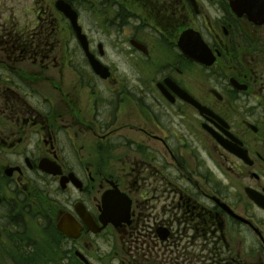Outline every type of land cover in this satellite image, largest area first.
Segmentation results:
<instances>
[{
    "label": "flooded vegetation",
    "instance_id": "af4514ba",
    "mask_svg": "<svg viewBox=\"0 0 264 264\" xmlns=\"http://www.w3.org/2000/svg\"><path fill=\"white\" fill-rule=\"evenodd\" d=\"M196 5L0 9V264H264V23Z\"/></svg>",
    "mask_w": 264,
    "mask_h": 264
},
{
    "label": "water",
    "instance_id": "95a60500",
    "mask_svg": "<svg viewBox=\"0 0 264 264\" xmlns=\"http://www.w3.org/2000/svg\"><path fill=\"white\" fill-rule=\"evenodd\" d=\"M55 6L70 20L78 38L82 41L83 45L86 46V37L81 33V28L77 23L76 12L73 10L72 6L64 0H57ZM232 7L240 13H247L248 18L253 21L264 22V0H234L232 1ZM190 33L191 31H186L182 34L180 38V46L182 49L185 48L184 43L186 37L189 36ZM194 37L199 41L200 38H198L199 36L197 34H195Z\"/></svg>",
    "mask_w": 264,
    "mask_h": 264
},
{
    "label": "rangeland",
    "instance_id": "374dc122",
    "mask_svg": "<svg viewBox=\"0 0 264 264\" xmlns=\"http://www.w3.org/2000/svg\"><path fill=\"white\" fill-rule=\"evenodd\" d=\"M55 0H15L14 4L12 5V0H0V9L3 8H8L9 6H14L17 10L21 9V8H30L31 9V13H32V18H36V14H45V12H47V9L50 8L51 6H53ZM74 3V1L76 0H70ZM77 4V3H76ZM78 5V4H77ZM206 5V3H205ZM19 13V11H17ZM83 18L85 19H89L88 16V11H85L83 9ZM86 24V23H85ZM90 34L92 35V37L94 39H103L106 40L105 37L103 36V34L107 37V39H117V37L112 34L111 37L102 32V31H93L90 32Z\"/></svg>",
    "mask_w": 264,
    "mask_h": 264
}]
</instances>
